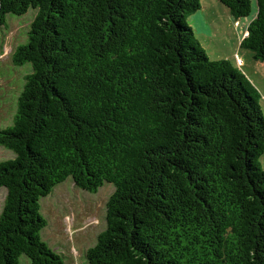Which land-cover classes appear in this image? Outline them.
<instances>
[{
	"label": "trees",
	"instance_id": "trees-1",
	"mask_svg": "<svg viewBox=\"0 0 264 264\" xmlns=\"http://www.w3.org/2000/svg\"><path fill=\"white\" fill-rule=\"evenodd\" d=\"M234 20L252 0H217ZM240 46L264 62V0ZM37 9L30 63L0 146V264H63L41 239L40 200L67 178L109 183L106 228L88 264H264L261 96L229 60H211L187 19L199 0H0Z\"/></svg>",
	"mask_w": 264,
	"mask_h": 264
},
{
	"label": "rangeland",
	"instance_id": "rangeland-1",
	"mask_svg": "<svg viewBox=\"0 0 264 264\" xmlns=\"http://www.w3.org/2000/svg\"><path fill=\"white\" fill-rule=\"evenodd\" d=\"M199 2L201 9L187 19V25L193 29L209 59L229 60L253 83L261 96L259 104L264 117V62H256L252 52L240 46L256 10L255 0H252V15L239 20H234L217 0ZM36 13L37 9L30 8L21 16L7 14L5 25L0 26V130L13 125L26 77L33 71L30 63L14 65L12 55L18 47L27 44V33ZM14 157L11 150L0 146V162ZM259 163L264 170V154ZM113 191L112 184L104 183L97 192L91 193L78 188L69 177L40 200V213L47 223L41 239L61 257L63 264H88L86 253L106 228V203ZM6 195L7 189L1 188L0 215ZM19 262L31 264L25 255Z\"/></svg>",
	"mask_w": 264,
	"mask_h": 264
},
{
	"label": "built area",
	"instance_id": "built-area-1",
	"mask_svg": "<svg viewBox=\"0 0 264 264\" xmlns=\"http://www.w3.org/2000/svg\"><path fill=\"white\" fill-rule=\"evenodd\" d=\"M241 64H242L241 59H238V65H241Z\"/></svg>",
	"mask_w": 264,
	"mask_h": 264
},
{
	"label": "crops",
	"instance_id": "crops-1",
	"mask_svg": "<svg viewBox=\"0 0 264 264\" xmlns=\"http://www.w3.org/2000/svg\"><path fill=\"white\" fill-rule=\"evenodd\" d=\"M245 31H246V29H245ZM246 33V32H245ZM245 33H244V36H245ZM243 39V38H242Z\"/></svg>",
	"mask_w": 264,
	"mask_h": 264
},
{
	"label": "clouds",
	"instance_id": "clouds-1",
	"mask_svg": "<svg viewBox=\"0 0 264 264\" xmlns=\"http://www.w3.org/2000/svg\"><path fill=\"white\" fill-rule=\"evenodd\" d=\"M246 35V34H245ZM244 37V36H243Z\"/></svg>",
	"mask_w": 264,
	"mask_h": 264
}]
</instances>
